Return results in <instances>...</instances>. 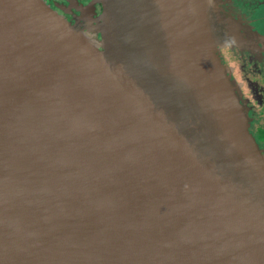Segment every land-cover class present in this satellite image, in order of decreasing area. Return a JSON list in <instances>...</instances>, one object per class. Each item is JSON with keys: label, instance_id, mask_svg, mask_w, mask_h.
<instances>
[{"label": "water", "instance_id": "1", "mask_svg": "<svg viewBox=\"0 0 264 264\" xmlns=\"http://www.w3.org/2000/svg\"><path fill=\"white\" fill-rule=\"evenodd\" d=\"M91 1L87 30L0 0V264H264L237 30L214 0Z\"/></svg>", "mask_w": 264, "mask_h": 264}, {"label": "rangeland", "instance_id": "2", "mask_svg": "<svg viewBox=\"0 0 264 264\" xmlns=\"http://www.w3.org/2000/svg\"><path fill=\"white\" fill-rule=\"evenodd\" d=\"M218 1L220 0H214L216 7L220 9ZM210 3H212V0H210ZM256 11L257 14L264 15V3L260 2L256 7ZM221 17L223 20H219V23L229 27L230 30L236 29L237 37H232L228 42H225V44L220 43L219 48L221 51L219 50V55L225 64L226 72L229 78L233 83H235L238 89L240 102L243 104L244 109H246L248 117V130L254 137L257 143V148H259V151L264 158V145L259 142L260 140L262 141V139L259 138V141L256 140L254 133V127L256 124L264 126V120H262L260 116L261 110L259 105V97H261V91L264 89V77L262 73L258 72L261 65L257 64V54H252L251 52L247 53V51L241 50L242 48H247L248 50L256 49L250 39V34L253 35V31L249 24H243V22L235 18V16L226 15L221 12ZM227 19L228 21L226 22ZM81 27H87L86 29L90 30L93 26L90 25L88 27L82 25ZM214 28L215 27H213L212 32L214 31V35H217L218 30ZM263 34L264 27L262 29V36L264 37ZM97 36L100 38L99 32H97ZM262 36H253V42L262 41ZM216 40L219 39L216 38ZM222 52H224L223 57Z\"/></svg>", "mask_w": 264, "mask_h": 264}, {"label": "flooded vegetation", "instance_id": "3", "mask_svg": "<svg viewBox=\"0 0 264 264\" xmlns=\"http://www.w3.org/2000/svg\"><path fill=\"white\" fill-rule=\"evenodd\" d=\"M263 1L264 0H220L218 1V6L222 13L235 16V18L242 21L243 24H249L262 35V29L264 27V15L257 14L256 7L260 2L264 3ZM44 2L64 19L73 25L78 24L80 27L82 25L85 26L84 21L81 19L83 11H88L89 7L92 6L91 0H44ZM95 5L96 14H98L101 11V5L98 3ZM94 16L95 15L92 17ZM262 38V41H254V43H252L256 48L255 50H248L247 48H242L241 50L247 51V53L251 52L252 54H257V64L261 65V68L258 69V72L262 73L264 77V37L262 36ZM223 53L224 52H222V54ZM223 56L224 54L222 57ZM259 105L261 110L260 116L262 120H264V89H262L261 97H259ZM254 128L256 140L259 141V138H261L262 141L260 140L259 142L264 145V126L256 124Z\"/></svg>", "mask_w": 264, "mask_h": 264}, {"label": "trees", "instance_id": "4", "mask_svg": "<svg viewBox=\"0 0 264 264\" xmlns=\"http://www.w3.org/2000/svg\"><path fill=\"white\" fill-rule=\"evenodd\" d=\"M251 28H252L254 36L261 35V34L258 33V31L256 29H254L253 27H251Z\"/></svg>", "mask_w": 264, "mask_h": 264}]
</instances>
